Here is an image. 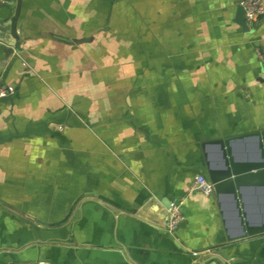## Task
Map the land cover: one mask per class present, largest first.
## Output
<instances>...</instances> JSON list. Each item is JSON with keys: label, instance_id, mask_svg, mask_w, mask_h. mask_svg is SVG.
Here are the masks:
<instances>
[{"label": "crops", "instance_id": "0c3cea01", "mask_svg": "<svg viewBox=\"0 0 264 264\" xmlns=\"http://www.w3.org/2000/svg\"><path fill=\"white\" fill-rule=\"evenodd\" d=\"M243 2L21 0L8 57L0 29V264H264V234L223 246L215 194L191 189L205 142L264 128V16L243 28Z\"/></svg>", "mask_w": 264, "mask_h": 264}, {"label": "water", "instance_id": "95a60500", "mask_svg": "<svg viewBox=\"0 0 264 264\" xmlns=\"http://www.w3.org/2000/svg\"><path fill=\"white\" fill-rule=\"evenodd\" d=\"M20 3L21 0H18L15 14L6 23H0V29L8 34L7 38H1L5 43L6 57L12 55L15 48H20L17 29ZM237 16L238 23L248 29L246 9L242 3L238 7ZM11 36L12 39L8 38ZM13 98V93L1 96L0 102H12ZM210 144L218 149L217 161L210 155ZM248 144L249 148L251 145L253 147L250 153L240 154L242 149L239 150V147H246ZM204 147H207L205 152L209 180L214 187L213 193L220 207L226 232L223 246L264 234V128L211 140L205 142ZM228 260L230 256L221 248H214L206 258L207 262L213 264H227ZM11 264L48 263L27 259L14 260Z\"/></svg>", "mask_w": 264, "mask_h": 264}, {"label": "built area", "instance_id": "2783aa9c", "mask_svg": "<svg viewBox=\"0 0 264 264\" xmlns=\"http://www.w3.org/2000/svg\"><path fill=\"white\" fill-rule=\"evenodd\" d=\"M2 1L3 0H0V3ZM243 4L246 9V20L248 23H252L264 16V0H244ZM12 93V88L0 82V97ZM191 189L203 190L208 193L214 191L213 184L203 174H199L195 177ZM183 217L184 216L181 211L180 204L172 202L169 207V217L167 220L168 230L173 231L178 226Z\"/></svg>", "mask_w": 264, "mask_h": 264}]
</instances>
